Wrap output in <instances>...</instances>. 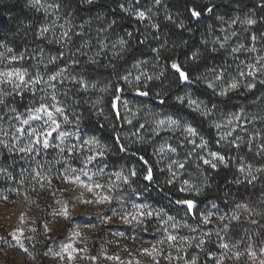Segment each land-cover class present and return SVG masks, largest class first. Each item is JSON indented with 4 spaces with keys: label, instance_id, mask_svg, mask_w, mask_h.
Returning <instances> with one entry per match:
<instances>
[{
    "label": "trees",
    "instance_id": "trees-1",
    "mask_svg": "<svg viewBox=\"0 0 264 264\" xmlns=\"http://www.w3.org/2000/svg\"><path fill=\"white\" fill-rule=\"evenodd\" d=\"M40 5L32 7L30 0H0V72L23 71L26 80L43 78L19 88L10 82L0 83V99L4 100L0 104V134L9 112L27 111L55 95L69 119L103 145L111 171L124 166L137 173L135 178L128 176L132 195L152 217L133 231L145 234L150 243L157 241L161 264H190L193 257L197 264H261L264 171L257 169L264 168V50L258 54L247 50L253 37L259 44L264 41V0H40ZM130 6L146 11L147 18L140 20L124 10ZM208 7L213 11L207 12ZM193 8L201 11L200 17L191 15ZM232 19L235 35L227 39L231 38L236 48L244 45L238 52L229 44L223 47L225 39L219 30L221 20ZM248 19L256 23L249 25ZM244 25L247 29L241 31ZM43 26L52 31L41 37ZM13 56L18 58L13 60ZM50 57L59 58L50 64ZM153 59L160 63L161 74L145 88L127 91L126 74L142 60ZM173 61L189 74L193 86L179 80L171 68ZM245 62L253 67L251 75L243 70ZM226 66L241 69L232 75L237 88L218 94L221 90L203 85L211 71ZM61 70L62 76L49 81L50 75ZM249 84L254 87L249 89ZM120 94L183 117L213 153L224 157V163L215 160V168L200 163L198 170L186 163L175 173L157 160L152 148L155 138L143 141L138 137L131 146L132 140L120 138L128 127L118 120L113 108ZM187 94L202 110L188 107L184 100ZM178 97H183V102ZM66 156L64 152L62 157ZM21 160L11 158L4 145L0 146V194L22 187L34 201L41 185L29 175L33 166L27 173L23 170L26 161L20 166ZM241 167L245 171L241 172ZM148 169L151 181L144 179ZM8 176H14L12 182ZM177 200L193 201L196 211L186 213L177 206ZM44 214L35 220L41 221ZM233 214L237 220L230 219ZM158 226L173 232L176 243H158L163 237L155 230ZM41 227L27 242L28 253L43 256L47 252L49 240ZM2 235L0 224V264H6ZM237 252L241 253L239 259ZM169 254L171 260L167 259Z\"/></svg>",
    "mask_w": 264,
    "mask_h": 264
},
{
    "label": "rangeland",
    "instance_id": "rangeland-1",
    "mask_svg": "<svg viewBox=\"0 0 264 264\" xmlns=\"http://www.w3.org/2000/svg\"><path fill=\"white\" fill-rule=\"evenodd\" d=\"M129 9L133 15H135V11H138L134 6H130ZM134 17L138 18L136 15ZM234 22V19L231 21L221 20L219 28L225 39L223 47L229 44L228 46L232 50L236 47L230 43L231 38H227L234 32L232 24ZM228 25H232V28L227 29ZM246 29V25L243 26V29L242 26L240 28L241 31H246ZM211 34L215 38L214 33ZM220 40L218 42L222 44ZM250 44L248 53L253 52L251 50L253 48L257 54L261 52L260 50H264V41H260L259 44L252 38ZM161 68L156 59L139 62L133 71L126 74L127 79L124 78V82L127 83V91L131 92L137 87L145 88L146 83L152 80L149 77L159 76L162 72ZM251 68H253L252 65L246 66V62L243 64V70L248 75ZM214 70L207 75V80H203V85L212 84L213 87H208L211 90H221L218 94H222V92L231 89V84L236 82L234 81L235 76L232 75L239 73L241 69L226 66L219 67L218 71L216 68ZM182 83L193 86L189 81ZM184 100L190 109H201L196 105L189 104V100H194L191 95L187 94ZM41 103L49 106L56 104L57 107L63 108L61 102L53 101L52 98L42 100ZM32 108L35 107L30 109ZM113 108L118 120L122 119L128 127L125 133L120 134V138L132 140L131 146H133L135 138L140 137L143 141H147L149 137L155 138L156 141L152 148H155L156 158L169 166L172 172H180L183 168L181 165L186 163L192 170H198L200 163L206 166L211 165L204 163L205 160L214 163L215 160L211 155L213 151L207 141L183 117L161 111L150 103L137 102L125 95L123 97L121 94L116 99ZM41 115V120H29L28 124H23L22 121L29 116V110H12L8 113L4 121L5 128L1 130L0 134V146L4 145L11 158H21L20 166L25 160L26 166L23 170H26L27 173L31 170L32 173L29 175L41 185L34 201L22 187L13 188L0 194L2 239L4 242L7 241L4 252L6 264H161L160 250L155 247L156 243H154L157 241L150 243L145 234L136 235L133 231L149 220L152 214L139 216L138 219L141 221L139 223L135 220L126 223L124 220L128 213H151L145 210L137 202V198L132 195L133 188L128 176L135 178L137 173L132 175L133 170L130 171L124 166L119 167L116 171H111L106 164L104 154L101 155L104 152V147L100 141L95 139L92 134L83 131L80 125L73 123L65 110L62 115L54 113V118L60 127L47 137L49 147L44 148V135H39L40 142L37 143L38 137L28 134L33 128L37 130L38 134L51 130L47 117ZM161 121L164 123L161 124ZM171 121L177 123L172 124ZM188 127L193 128L195 134L189 133ZM17 129H23V131L17 132ZM60 132L67 133V135L60 136ZM86 141H91V143H86ZM26 147H31L32 151L21 152L19 150ZM75 151L79 152L78 155L73 154ZM64 152H67L65 158L62 157ZM90 156L94 157L91 161L88 160ZM31 166L33 169H30ZM53 169L56 170L55 173ZM37 172L39 175L36 174ZM116 173H120V177H117ZM9 177L12 182L14 176ZM125 178H127V182H125ZM96 185H100V187H96ZM65 206L68 212L67 218L56 214L61 213ZM177 206L190 215L196 211L195 204L191 209L184 204ZM41 212H46V214L41 221L37 222L35 218ZM45 225H47V229ZM39 226L45 230L49 247L43 256L34 254L29 256L28 252H24L19 247L16 238L10 233H16L19 242L26 247L27 242ZM18 230H22V235ZM155 230L159 234H163L158 243L160 241H163L160 244L164 242L176 243L175 240L168 241L167 239L169 235L174 236L173 232H168L160 226ZM68 245H71V248L64 251ZM145 249L148 251L145 252ZM166 264H170V262Z\"/></svg>",
    "mask_w": 264,
    "mask_h": 264
},
{
    "label": "snow or ice",
    "instance_id": "snow-or-ice-1",
    "mask_svg": "<svg viewBox=\"0 0 264 264\" xmlns=\"http://www.w3.org/2000/svg\"><path fill=\"white\" fill-rule=\"evenodd\" d=\"M93 0H87V3H92ZM160 0H156V3H159ZM37 5H40V0H30V6L32 7H37ZM41 7H43V5H40ZM48 7H53L52 5H49ZM58 7V6H56ZM120 7L123 9L124 8V5H120ZM125 11H130V9H124ZM45 11H47V8H45ZM148 11H151L150 9ZM191 15L193 17H200L201 16V11H197L195 8L191 9ZM207 12H212L213 9L211 7H208L206 9ZM134 14L140 19V20H144L147 18V13L146 11H143V10H138V11H135ZM170 19V17H169ZM247 24L249 25H253L256 23L255 20L253 19H248L246 21ZM26 27L29 26V25H25ZM61 27H63V25H61ZM83 27V26H81ZM154 28H158L159 26L158 25H153ZM49 31H52V29H50L49 27L47 26H43L41 27V29L39 30V35L41 37H44L46 33H48ZM64 37H67L68 36V33L65 32L64 34ZM233 35H235V33H233ZM253 39H255V37H253ZM123 43V42H122ZM244 45H240L238 48H234L233 51L234 52H238L241 50V48H243ZM252 51H255V48L251 49ZM9 52L12 51V49H8ZM43 50H41V53H42ZM154 51H159L158 49H154ZM0 55H3L2 53H0ZM13 60L17 59L18 57L16 56H13L11 57ZM22 58V55L21 57ZM59 57H50L49 58V61L48 63H55L56 60L58 59ZM171 68L178 74V78L181 82H188L190 80V76L189 74L182 68V66L180 64H178L177 62L173 61L172 64H171ZM26 72H23V71H18V72H0V83L2 82H10V83H13L14 84V87L16 88H19L21 87V85H26L28 83H32V84H35V83H39L42 81V77H37L35 80H26L25 77H26ZM63 75V70L61 71H57L55 72L54 74L50 75L49 76V81H56L57 80V77L59 76H62ZM241 75H243V73H241ZM249 75H251V73H249ZM15 77V80H13V78ZM218 79L220 78L219 76L217 77ZM125 79H127V77H125ZM149 79H152V77H149ZM73 80H75V78H73ZM137 80H139V77H137ZM51 87H55V85H50ZM210 88L213 87L212 84H209L208 85ZM238 84L237 82H233L231 84V88L235 89L237 88ZM249 89L253 88L254 85L252 84H249L247 86ZM223 94V93H222ZM140 95H148L147 92H140ZM178 100H183V97H178L177 98ZM52 100L55 101L56 100V96L55 95H52ZM4 103V100L3 99H0V104ZM189 104L191 105H196L197 108H199V103L197 101H194V100H189ZM52 109V110H50ZM54 110V111H53ZM63 108L61 107H57L56 104H52V105H47V104H44V103H41L38 107H35V108H32V109H29V116L27 119H24L22 121L23 124H28L29 123V120H41L42 119V115L43 114L44 116L47 117V121L50 122V128L51 130L50 131H47L45 133H40L38 134L37 133V130L35 128H33L31 130V132H29L28 134L30 136L32 135H36L38 138H37V143H39V135H44V140H43V146L44 148H48L49 147V142H48V139L47 137L48 136H51L52 135V132H55L57 129H59L60 125L59 123L57 122V120L54 118V113H59V114H63ZM67 118L65 117V120ZM161 124L164 123V121H161L160 122ZM170 123L172 124H176L177 122L176 121H171ZM217 127H219V125H217ZM23 129H17V132H22ZM187 131L191 134H195V130L191 127H188L187 128ZM60 136H64V135H67V133H64V132H60L59 133ZM86 143H91V141H86ZM21 152H30L32 151V148L31 147H26V148H20L19 149ZM125 149L121 148V151H124ZM61 151H63V149H61ZM172 151H175V149H172ZM103 153H101L102 155ZM212 157L214 160H219L221 163H224V157L223 156H220L219 154L217 153H211ZM92 159H94V157H88V160L91 161ZM141 160H143L144 158L143 157H140ZM204 163L206 164H211V166L213 168L216 167V164L215 163H212L211 161L209 160H205ZM181 167H183V165H181ZM251 166H249V174H251ZM241 172L245 171L244 167H241L239 169ZM257 171H264V168H260V169H257ZM37 175H39V172L36 173ZM135 171L132 172V175H135ZM120 173H116V176L117 177H120ZM77 179H79L77 177ZM144 179L146 180H149L151 181L153 179V176H152V172H151V169H148L147 170V175L144 177ZM252 179H256L255 176L252 177ZM125 182H127V178H125ZM96 187H100V185H96ZM185 189H181V191H184ZM89 191H91V188H89ZM4 199H7V197H4ZM107 199V198H105ZM89 203L91 201H88ZM57 203H59V201H57ZM177 204H184V205H187V207L189 209L193 208L194 204H193V201L191 200H177L176 201ZM57 215H63L65 218H67L68 216V212H67V208L65 206L64 210L61 212V213H56ZM141 215H151V213H140V212H134V213H128L125 217H124V220L126 223H131L133 220L137 221L138 223L141 222L138 217L141 216ZM21 219H23V217H21ZM171 219V218H170ZM221 220H224L225 217L224 216H221L220 217ZM230 219L232 220H237L238 217L233 214ZM45 228L47 229V225H45ZM21 232V235H22V230H18ZM32 231H35V229H32ZM10 235H12L13 237L16 238L17 242L19 243V247L24 251V252H28V249L26 247H24L23 243H20L19 242V237L16 236V233H10ZM77 235H79V233H77ZM168 241H174L176 239L175 236H171L169 235L167 237ZM163 241H161L162 243ZM5 243H7V241H5ZM204 241L201 240L200 241V244H203ZM223 248L227 249L228 248V245L227 244H223L222 245ZM68 248H71V245H68L64 251H67ZM0 251H2V249H0ZM145 252H147L148 250L145 249L144 250ZM155 251V249H154ZM29 256H31L32 254L31 253H28ZM151 255V254H150ZM241 253L237 252L235 253V257L237 259H239ZM254 255V254H253ZM71 259V257H69ZM92 259H95V257H92ZM167 259L171 260L172 257H171V254H169V256L167 257ZM190 264H197V260L195 257L191 258V261H190ZM261 264H264V261H261Z\"/></svg>",
    "mask_w": 264,
    "mask_h": 264
}]
</instances>
